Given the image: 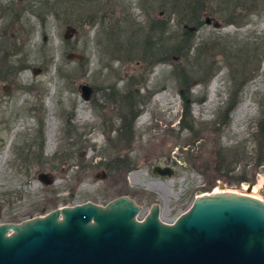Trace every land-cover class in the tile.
<instances>
[{
  "label": "rangeland",
  "instance_id": "374dc122",
  "mask_svg": "<svg viewBox=\"0 0 264 264\" xmlns=\"http://www.w3.org/2000/svg\"><path fill=\"white\" fill-rule=\"evenodd\" d=\"M121 3L137 18L198 7L210 22L201 14L187 56L172 58L167 48L184 29L176 13L154 45L145 24L117 21ZM1 63L16 85L5 93L0 81V222L120 194L144 207L139 216L156 202L170 221L217 181L264 190V0H0ZM80 82L91 87L86 99ZM184 88L191 126L180 128ZM154 164L173 173L156 174Z\"/></svg>",
  "mask_w": 264,
  "mask_h": 264
},
{
  "label": "water",
  "instance_id": "95a60500",
  "mask_svg": "<svg viewBox=\"0 0 264 264\" xmlns=\"http://www.w3.org/2000/svg\"><path fill=\"white\" fill-rule=\"evenodd\" d=\"M77 87L88 98L91 87ZM151 171L173 173L159 164ZM35 178L53 179L47 171ZM217 188L194 195L170 221L160 218L156 202L139 216L144 207L126 194L1 221L0 264H264V199L225 189L222 181Z\"/></svg>",
  "mask_w": 264,
  "mask_h": 264
},
{
  "label": "flooded vegetation",
  "instance_id": "af4514ba",
  "mask_svg": "<svg viewBox=\"0 0 264 264\" xmlns=\"http://www.w3.org/2000/svg\"><path fill=\"white\" fill-rule=\"evenodd\" d=\"M121 5L124 7L122 8L123 14H121L119 17H117V21L119 23H138L140 28V24H145V28L147 29L145 33V38L147 40L149 39V42H154V45L161 44L164 42V39L167 37V30H168V24L169 22V17L173 12L176 13L175 16V22L177 24L181 23V26L184 28L180 33L179 36L177 37V44L179 47H181V53L183 54L184 48L190 43V36L192 37V32L195 30V28L199 25L200 23V18L199 16L202 14L205 16L206 14L204 13V10L198 7H192L187 10H185L182 13H179L178 10H171V14H169L168 11L165 8L159 7L158 9H149L150 11H147L148 13H140L141 17L139 16L138 18L128 12V9L125 8L127 5L126 3H121ZM186 13V14H185ZM139 15V14H138ZM137 15V16H138ZM175 15V14H174ZM208 17H204V22H210V18L206 21L205 19ZM174 21V18H172ZM244 20L243 18L240 19L239 21L234 20L232 21L233 23H242ZM245 21H250V18L245 17ZM213 25L217 24V21H212ZM140 29H143L140 28ZM6 66V65H5ZM4 65L2 66V63L0 65V81H3V79H6L7 83H3L1 85V89L5 93H10V88L12 85H16L15 80H14V71L10 70L11 68L5 67ZM4 70V71H3ZM18 87L20 84H17ZM21 87V86H20ZM11 95V94H9ZM7 98V97H1L0 96V101Z\"/></svg>",
  "mask_w": 264,
  "mask_h": 264
},
{
  "label": "trees",
  "instance_id": "16d2710c",
  "mask_svg": "<svg viewBox=\"0 0 264 264\" xmlns=\"http://www.w3.org/2000/svg\"><path fill=\"white\" fill-rule=\"evenodd\" d=\"M191 7H193V6H191ZM189 47H190V44H188L184 48V52L182 54L181 53V47H179L178 45L177 46L176 45H173V46H170V47L167 48L166 53L167 54H170L171 57L173 56V57L179 59L180 57H186L187 56V52H188ZM254 48H256V47H254ZM177 71L182 76L183 82L186 83V79H187V77H186L187 76L186 69L183 68L182 66H180ZM186 90L187 89L184 88L183 92L181 93V98L183 99V104H182V112H181V115H180L181 119H179V121H178V125H179L180 128L181 127H184V126H186V127H190L191 126V123L189 121L186 122L185 121V118H184V116L186 114L187 115H190L189 114V109H190V107H189V97H188L187 92H184ZM235 97H236V95L234 94L233 96H231V97H229L227 99L226 104H225V107L223 108V111H222L223 114H222V118L220 119V122H219L220 124H224V123H226L228 121L227 114H228V111L230 110V108L232 107V105L234 104V102L236 100ZM133 115H134V113L132 114L131 119L129 121L131 123H133V117H134ZM258 124H259V122H258ZM258 130H259L258 135L261 137V139L262 138L264 139V119L261 120V123L259 124ZM263 143H264V140H262V142H259L258 145L260 147H262L263 146ZM38 146L40 147L41 146V143H39ZM259 162H260V160L258 162L255 160L253 164L256 166ZM244 177H246L244 180H247L249 183H252V180H251L250 177H247V176H244Z\"/></svg>",
  "mask_w": 264,
  "mask_h": 264
},
{
  "label": "bare ground",
  "instance_id": "6f19581e",
  "mask_svg": "<svg viewBox=\"0 0 264 264\" xmlns=\"http://www.w3.org/2000/svg\"><path fill=\"white\" fill-rule=\"evenodd\" d=\"M251 188V187H250ZM249 188V189H250ZM255 188L256 187H254L250 192H248L249 190H247V191H245V192H243V193H247V194H249V195H253V196H255V197H260V198H262V199H264V197H263V194H256V192H254V190H255ZM216 190H218V188H215L213 191H216ZM258 190V189H257ZM232 191H234V190H232Z\"/></svg>",
  "mask_w": 264,
  "mask_h": 264
}]
</instances>
